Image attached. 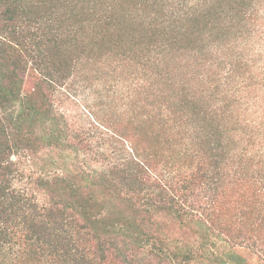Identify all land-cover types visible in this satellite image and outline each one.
Instances as JSON below:
<instances>
[{"label":"trees","instance_id":"trees-1","mask_svg":"<svg viewBox=\"0 0 264 264\" xmlns=\"http://www.w3.org/2000/svg\"><path fill=\"white\" fill-rule=\"evenodd\" d=\"M101 70L131 84L128 158L36 177L42 201L16 189L22 157L67 140L56 91ZM238 248L264 257V0H0V264H246Z\"/></svg>","mask_w":264,"mask_h":264},{"label":"rangeland","instance_id":"rangeland-1","mask_svg":"<svg viewBox=\"0 0 264 264\" xmlns=\"http://www.w3.org/2000/svg\"><path fill=\"white\" fill-rule=\"evenodd\" d=\"M106 74L105 70L93 71L84 82L71 79L56 91L53 110L61 126L66 125L67 140L62 147L45 150L35 161L22 157L13 181L16 189L33 193L42 201L34 178L52 177L64 171L90 173L102 170L109 162L128 158L129 143L121 147L117 132H132L128 115L124 114L131 113V84L118 74ZM222 248L223 244L217 242L215 250ZM236 251L246 259V264H264V257L249 250Z\"/></svg>","mask_w":264,"mask_h":264}]
</instances>
